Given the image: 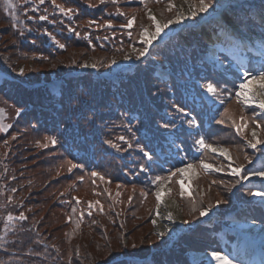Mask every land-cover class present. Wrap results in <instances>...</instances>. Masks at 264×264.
I'll return each mask as SVG.
<instances>
[{
  "label": "trees",
  "instance_id": "16d2710c",
  "mask_svg": "<svg viewBox=\"0 0 264 264\" xmlns=\"http://www.w3.org/2000/svg\"><path fill=\"white\" fill-rule=\"evenodd\" d=\"M87 1L96 3L90 9ZM165 1L11 0L14 6H10L9 0H0V66L13 76L0 86V109L11 117L13 131L29 127L32 121V129L44 131L48 142L31 152L30 156L37 157L29 162L21 157L25 147L13 145L15 139L5 142L0 129V264H136L128 256L150 254L154 264H187L180 253L184 244L206 248L215 242L214 228L198 226L199 233L186 235L179 243L181 251L152 250V230L145 228L151 224L147 205L155 187L177 173L171 168L173 162H218L208 149L196 144L201 137L207 144H224L234 154L250 156L248 129L261 128L264 123L236 99L240 66L234 62L236 68H217L204 60L196 45L176 52L181 46L176 40L177 45L171 41L152 51L170 62L171 78L157 75L152 58L140 62L133 72L120 73L116 83L93 73L66 75L76 70L87 54L100 73L110 67V58L126 50L130 38L138 43L139 16L129 29H121L117 46L105 39L109 29H104L98 40L88 42L84 30L90 14L102 19L109 15L117 24L128 26L126 17L138 10L139 4L158 6ZM58 6L72 11L62 12ZM69 18L79 27L78 37L65 30L60 35L55 28H62V20ZM56 37L63 42H56ZM22 62L26 63L24 72L18 69ZM52 69L56 78L65 79L58 94L46 83L36 84L51 81ZM200 79L203 86L198 84ZM207 83H213L215 94L206 91ZM178 107L184 112L177 111ZM193 119L195 123L189 125ZM48 138H55L56 143ZM33 140L27 141L30 147ZM47 154L58 163H51L49 175H44L41 168L35 169L39 167L36 162ZM222 170L203 172L202 180L210 183L207 197H178L189 218L200 221L201 210L218 201L223 207L232 205L231 189L240 184L236 183L239 178L226 173L227 167ZM61 178H76L77 182L51 188ZM43 184L46 186L41 189ZM46 192L50 196H45ZM236 197L250 199L249 191L240 188ZM52 208L65 214L52 213ZM256 209L264 221V209ZM21 215L25 219H20Z\"/></svg>",
  "mask_w": 264,
  "mask_h": 264
},
{
  "label": "rangeland",
  "instance_id": "374dc122",
  "mask_svg": "<svg viewBox=\"0 0 264 264\" xmlns=\"http://www.w3.org/2000/svg\"><path fill=\"white\" fill-rule=\"evenodd\" d=\"M54 2H56V0H54ZM87 3L91 5V9L96 2L87 1ZM210 3L211 7L208 9V14L197 10L199 0H166L162 5L158 4V6L150 5L146 7L139 4L138 10L135 8L133 12L128 13L126 17L127 21L133 20V23L135 19H137V16H139L141 20L140 26L142 28L138 43H135L132 38H130V43L129 46L126 47V50L118 56L110 58V67H106L100 73L98 72L99 69L94 59L90 54H87V56L83 58L81 65L76 70L66 75L81 76L93 73L96 77H106L112 79L114 83H116L120 78V73L133 72L140 62L152 58L155 60L156 73L166 76L167 73L171 74L172 72L170 62L163 56L160 57L159 55L152 54V51L155 48L158 49L160 47L159 45H165L171 41L177 45L175 41L178 40L179 42L177 43H180L181 46H177L176 52H185L188 48H192V46L196 45L200 48L201 55L204 59L218 68L223 67L225 69L228 68L229 65L236 68L234 62L240 64L238 65L240 69L236 77L238 81L235 86L236 95L237 91L240 90L239 85L245 80V72L258 75L261 71H264V32L261 28L264 26V0H210ZM163 8L167 11L162 12ZM192 11H197L194 18L191 16ZM150 16H154L161 24L166 23L168 20H172L173 23L165 28L160 36L153 40L152 44L148 46L143 42L147 37L142 35V33H144L145 30L148 32L155 31V24L152 19H150ZM178 16L180 17L179 20L177 19ZM222 16L226 22L236 26V29H238L240 33H233L231 36L228 35L224 37L221 33L223 24L220 17ZM62 21V25H64L62 28L57 27V25L55 26L60 35H64L63 31L65 30L67 34L71 33L72 37L79 36L80 30L73 18H69L68 20L63 19ZM87 22L88 25L84 33L88 42L93 43L94 40H98L100 35L104 32V29H109L110 34L105 36V39H108V43L112 40L113 44L111 45H114V47L117 46L120 41V36L122 35L121 29H129L127 25L123 26L122 24H117L109 15L107 18L102 19L98 18L95 14H90ZM132 31L133 30H131V32ZM211 32L216 37L213 38ZM56 38V42H63L59 37ZM231 38L233 39L232 43H229ZM145 47L148 48V51L144 55H140ZM250 53L257 54L259 58L256 59L257 62L255 61V64L250 63L248 67V59L250 58L251 61L253 60ZM29 62H32V60ZM25 65V62L18 65L20 72L25 71ZM84 65H88V67ZM92 65H95V67ZM2 72L9 74L0 66V86L3 84L4 79L9 77ZM55 73L56 71L52 69L51 81H42L36 84L46 83L50 87L52 93L58 94L61 88L63 89L65 79H56ZM11 78H13V76H11ZM198 83L200 86L202 85L201 80H199ZM79 87H82V84H80ZM236 99L238 100L237 96ZM239 103L243 107L252 110L253 117L256 118L260 124L264 122V108H260L257 103ZM166 109L167 108H164L163 110L166 111ZM10 120L11 117H9L8 114L5 116L4 112L1 114L0 125L5 126L1 129L4 135H1L4 136L5 142L12 143L15 139L16 142L13 145L20 147V149L25 147L24 152L21 153V157H25V159L30 162L32 158L37 157L30 156L31 152L38 151L40 149L38 146L40 143H48L46 135H44L45 132L39 131L36 127L35 130H33L32 121L29 127L20 128L18 132L13 131V128H11L13 124L9 122ZM261 128L252 126L248 129L247 142L249 146L250 142L256 144L255 148L250 146V156L234 154L228 146L212 142L210 143L212 147L215 145L223 146L226 155H220L208 149L218 160L217 163L203 161L212 166L210 169L205 170L200 164L195 162H186L174 167V169L177 171V169L185 168L188 164H193L194 169L190 170L187 174L177 172L171 178L162 180L155 187L153 192L154 196L149 200L147 205L151 213L149 216L151 224L145 226V228L147 227L152 230L151 238L154 240L151 241L152 250L158 249L167 252L176 250L181 251L179 243L183 242V238L186 235L199 233L196 232L198 226H207L210 229L214 228L213 231L211 230V234L215 242L210 246L208 245L206 248H191L187 244H184L185 249L180 253L187 259V264H216V261L212 259L211 255L214 251L222 255H227L233 264H264V222L260 220L263 216L259 215L256 209V207L264 209V196L253 195V193L256 192H264V179L253 174L254 172L264 170V143H256L257 141H264V125ZM254 131L256 133L255 137H253ZM18 139H22V142L18 143ZM29 139H34V144L31 147L27 143ZM28 146L29 148H27ZM47 149H51V147L47 146ZM14 152L17 153V149L15 150L14 148ZM245 157L248 159H245ZM36 163L39 167L35 170L41 168V170L44 171V175H49L50 169L52 168L51 163L56 166L55 163L58 162L53 155L47 154L44 159ZM46 163L48 164L47 166ZM222 167H227L228 170L226 173L230 175H234L233 169L237 167L241 168V176L247 174V179L241 180L238 186L231 189V198L233 199L232 205L223 207V204L216 203L213 206H207L203 209L207 211V215L202 216L200 221L189 218L184 213V208L179 202V198L187 200V198L193 195L195 197L198 195L199 197H207L206 195L210 183L207 184L202 180V174L204 171L223 172ZM58 173H60L59 170L55 174ZM238 178L240 180V176H238ZM50 180L51 179L47 178L46 184H49ZM181 180L184 183L183 190L181 189L180 183H178V181ZM76 182V178L72 181H66L61 178V180H58L51 188L57 187L61 189L62 185L66 183L67 185H72ZM45 186L46 185L43 184L41 189ZM240 188L241 190L246 189L249 191L250 199L242 200L236 197V191ZM182 191L183 195L181 194ZM157 192H161L160 201L157 200ZM46 193L45 196H50L48 192ZM88 196L91 197L92 195ZM254 205L256 207H253ZM2 208L3 207H1V209ZM52 209V213L65 214L63 210ZM164 214H166L168 218L175 217L178 221H173L169 218L167 223H164V221H162ZM237 214H241L242 216L237 218ZM158 233H162V235H158ZM149 237L148 235V238ZM125 240H127V238H125ZM247 242L254 243V247L257 248L256 252L250 255L247 258L248 260L245 261L237 256L239 255L240 249H245L244 246L247 245ZM206 251H210V256L202 254V252ZM245 251L248 252L249 250ZM128 257L131 262H135L136 264H154L153 254L147 257ZM116 260L117 259H114L113 261ZM168 264H170V262Z\"/></svg>",
  "mask_w": 264,
  "mask_h": 264
},
{
  "label": "snow or ice",
  "instance_id": "6c2138e0",
  "mask_svg": "<svg viewBox=\"0 0 264 264\" xmlns=\"http://www.w3.org/2000/svg\"><path fill=\"white\" fill-rule=\"evenodd\" d=\"M41 2H43V0H41ZM9 4L10 6H14L11 5V0H9ZM60 7V10L62 12L68 13L71 12V9H65L63 6H58ZM211 7V3L210 0H199V5L197 10L199 12H206L209 8ZM197 14V11H192L191 12V16L194 18ZM41 19H46V17H40ZM179 16L177 17V19L179 20ZM134 19V18H133ZM150 19H152L153 23L155 24V31L154 32H148L147 30L144 31V33H142V35L146 36L147 38L144 39V43L145 45L150 46L152 44V41L155 40L157 37L160 36L161 32L167 28L170 24L173 23L172 20H168L166 23L161 24L159 21L156 20V18L154 16H150ZM133 23V20H129L128 21V26L131 27ZM60 47H64V45H60ZM148 51V48L145 47V49L140 53V55H144L146 52ZM85 67H88V65H84ZM93 67H95V65H92ZM23 71V70H21ZM244 77L245 80L244 82H242L239 85V91H237L236 96L238 97V102H243V103H257L258 106L260 108H264V71H261L258 75H252L249 72H245L244 73ZM205 89L208 93L210 94H215L216 93V88L213 85V83H207L205 85ZM177 111L179 112H184V109L182 107H178ZM3 113V109H0V114ZM220 123H222L223 121H219ZM189 125H192L195 123V120H189L188 121ZM233 123H235L233 121ZM4 126L0 125V129H2ZM164 127H168L167 124L164 125ZM256 133L255 131L253 132V137H255ZM51 140V143L55 144L56 140L55 138H48ZM123 139V138H121ZM106 143L111 144V141H106ZM256 143H264V141H257ZM196 144H198L201 148H206V149H210L212 151H216L215 148L212 147V145L207 144L204 140L203 137H201L199 140L196 141ZM45 147L47 145H44ZM112 147H117L115 144H111ZM250 146L255 148L256 144L255 143H251L250 142ZM141 151H143V149H141ZM221 154L222 155H226V151L225 150H221ZM145 156L148 155L147 152L144 153ZM245 159H248L247 157H245ZM200 166L207 170L210 169L212 166L209 164L204 163L203 161L200 162ZM73 167H75V165H73ZM194 169V165L193 164H188L185 168H181V169H177V172L181 173V174H187L190 170ZM233 173L236 176H240V180H237L236 183H240L241 180L247 179V174L241 176V168L237 167L236 169H233ZM254 175L260 176V177H264V170H260L257 172L253 173ZM93 175H97V173H93ZM173 175H175V173H173ZM160 177H157V180H160ZM178 183H180L181 189L183 190L184 188V183L183 181H178ZM233 187H235V184L233 185ZM183 195V191L181 193ZM253 195H257V196H264V192H256L253 193ZM157 200L160 201L161 200V192H157L156 194ZM221 201H218L217 203H220ZM201 216H205L207 215V211L206 210H201L200 212ZM171 218V217H169ZM9 220L12 219L11 216L8 217ZM20 219H25V217H23V215H21ZM158 235H162V233H158ZM212 259L214 261H216V264H233V262L229 259V257L227 255H222L219 252H213L212 254Z\"/></svg>",
  "mask_w": 264,
  "mask_h": 264
},
{
  "label": "bare ground",
  "instance_id": "6f19581e",
  "mask_svg": "<svg viewBox=\"0 0 264 264\" xmlns=\"http://www.w3.org/2000/svg\"><path fill=\"white\" fill-rule=\"evenodd\" d=\"M209 10H207L206 12H205V14H208L207 12H208ZM220 19H221V22H222V24H223V28H222V30H221V33H222V35L225 37V36H228V35H233V33H240L239 31H238V29H236V26H234V25H232V24H230V23H228V22H226V20L224 19V17L222 16V17H220ZM212 33V32H211ZM212 36H213V38L214 37H216L213 33H212ZM232 38L230 39V41H229V43H232ZM167 78H171V76H170V74H168L167 75ZM260 123V122H259ZM262 123H264V122H262ZM261 123V124H262ZM213 148H215L216 149V151H214V152H216L217 154H220L221 155V150H225V148L223 147V146H218V145H215V146H213ZM263 179H264V177H262ZM176 203V202H175ZM172 204H174V203H172ZM237 216V218H239V217H241L242 215L240 214H237L236 215ZM168 216L166 215V214H164L163 215V220L162 221H164V223H167V221H168ZM173 221H178L177 220V218H175V217H172L171 218ZM258 226H263V225H258ZM247 245H245L244 247H245V249L244 250H252L253 249V247H254V243H252V242H247L246 243ZM202 254L203 255H206V256H210V251H206V252H202ZM237 257H240L241 259H244L245 261L246 260H248L246 257H243V256H237ZM246 263V262H245Z\"/></svg>",
  "mask_w": 264,
  "mask_h": 264
}]
</instances>
